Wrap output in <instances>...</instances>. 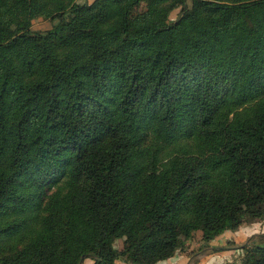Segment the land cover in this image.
<instances>
[{"label": "trees", "instance_id": "16d2710c", "mask_svg": "<svg viewBox=\"0 0 264 264\" xmlns=\"http://www.w3.org/2000/svg\"><path fill=\"white\" fill-rule=\"evenodd\" d=\"M263 218L264 0H0V264H157Z\"/></svg>", "mask_w": 264, "mask_h": 264}, {"label": "rangeland", "instance_id": "374dc122", "mask_svg": "<svg viewBox=\"0 0 264 264\" xmlns=\"http://www.w3.org/2000/svg\"><path fill=\"white\" fill-rule=\"evenodd\" d=\"M82 2V0H78ZM89 2L93 0H88ZM178 9L171 12L170 18L178 15ZM56 20L37 17L31 22V30L46 31L50 29ZM259 234H264V218L260 221L242 224L236 230L226 231L210 242L201 238V232L195 231L191 237L184 240L182 247L173 256L175 264H238L244 254V247L249 244L259 243ZM182 239V236L179 235ZM129 239H118L115 247L121 250ZM117 263H121L118 261ZM82 264H92L90 258H85ZM161 264V263H157Z\"/></svg>", "mask_w": 264, "mask_h": 264}, {"label": "crops", "instance_id": "0c3cea01", "mask_svg": "<svg viewBox=\"0 0 264 264\" xmlns=\"http://www.w3.org/2000/svg\"><path fill=\"white\" fill-rule=\"evenodd\" d=\"M174 260H175V259H173V257H171V258H169V259H167V260H165V261H161V262H159V263H161V264H175V263H174Z\"/></svg>", "mask_w": 264, "mask_h": 264}, {"label": "water", "instance_id": "95a60500", "mask_svg": "<svg viewBox=\"0 0 264 264\" xmlns=\"http://www.w3.org/2000/svg\"><path fill=\"white\" fill-rule=\"evenodd\" d=\"M82 261H83V258L81 259L80 264H82Z\"/></svg>", "mask_w": 264, "mask_h": 264}]
</instances>
